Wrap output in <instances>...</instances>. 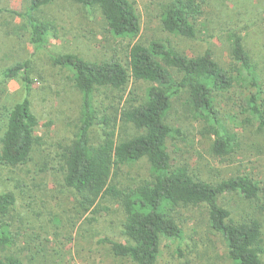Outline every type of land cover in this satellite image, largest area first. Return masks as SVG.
I'll list each match as a JSON object with an SVG mask.
<instances>
[{"label": "rangeland", "instance_id": "1", "mask_svg": "<svg viewBox=\"0 0 264 264\" xmlns=\"http://www.w3.org/2000/svg\"><path fill=\"white\" fill-rule=\"evenodd\" d=\"M130 1L142 24L136 38L115 37L96 8L58 0L34 13L53 26L41 48L31 41L27 18L31 0H6L0 5L20 14H0V138L5 131L8 110L27 95L20 78L9 80L4 73L18 63L30 62L29 97L39 121L36 134L41 139L27 164L17 168L0 164V190L13 191L17 196L15 211L7 220L18 235L17 245L11 252L18 254L23 264H135L128 258L117 257L102 242L107 238L126 242L125 214L121 206L104 199L96 209L84 213L77 206V194L65 186L62 157L77 132L82 97L75 85V72L55 66L52 56L73 53L90 62L120 61L127 66L132 45L141 43L148 47L154 41H161L190 57L210 51L222 67L229 69L233 61L228 32L236 30L242 34L254 61L264 68V0H197L203 7V16L197 25L200 33L195 40L163 29L162 13L174 0ZM171 72L180 78L175 71ZM147 87L146 83L132 81L126 92L107 88L97 91L99 118L109 116L114 121L128 105L127 101L142 96ZM244 95L243 91L234 90L220 98L225 123L241 138V147L236 153L224 157L212 153L214 138L209 126L198 121L190 111L185 95L174 98L167 118L172 127L181 130L180 135L169 140L168 148L174 167L186 166L193 176L203 181L219 183L232 177L249 176L258 182L262 188L258 200L252 202L233 193L224 195L220 204L236 220L257 215L264 223V134L257 135L242 125L245 117L237 114L234 100H230H243ZM121 126L119 121L118 135L141 133L127 126L122 131ZM103 134V125L98 121L92 130V143L99 144ZM149 175L150 164L144 159L122 166L113 180L120 187H135L149 179ZM176 216L183 239L163 238L157 264H232L225 239L211 228L206 206L182 207ZM0 255H3L1 250Z\"/></svg>", "mask_w": 264, "mask_h": 264}, {"label": "trees", "instance_id": "2", "mask_svg": "<svg viewBox=\"0 0 264 264\" xmlns=\"http://www.w3.org/2000/svg\"><path fill=\"white\" fill-rule=\"evenodd\" d=\"M4 1L0 0V5ZM56 1L31 0L27 15L31 41L40 48L45 45L53 26L34 13ZM70 1L98 9L117 38H136L141 33V18L130 0ZM202 8L197 0H174L162 13L163 29L175 36L197 39ZM2 13L20 16L0 6ZM228 39L233 61L229 69L222 67L210 51L190 57L161 41H154L148 47L141 43L132 45L127 66L120 61L90 62L73 53L51 57L55 66L75 72V85L82 97L77 132L62 157L64 183L77 194V206L84 213L96 209L104 199L121 206L125 214L123 236L126 242L108 238L102 241L117 257L128 258L135 264H157L163 238L183 239L177 211L182 207L206 206L211 228L227 243L231 263L264 264L263 221L257 215L236 220L232 212L220 204L224 195L233 193L256 201L262 192L260 184L249 176L232 177L219 183L203 181L193 176L186 166L174 167L168 148L169 140L181 134L167 118L174 98L182 95L198 121L209 126L214 138L212 153L217 157L236 153L241 147L239 134L233 132L223 118L220 98L225 94L234 90L245 93L243 100H230H234L237 114L245 117L242 125L250 127L257 135L264 134V68L254 61L240 32L229 31ZM29 69L30 62H24L4 73L9 80L20 78L27 91L26 97L8 110L5 131L0 138V164L10 168L27 164L41 142L36 134L39 121L29 97L32 86ZM132 81L148 85L143 95L130 98L114 121L109 116L100 119L95 93L102 88L126 92ZM98 121L103 125L104 134L103 140L94 145L91 134ZM119 121L122 131L127 126L141 133L118 135ZM144 159L150 164L149 179L135 187H120L114 183L122 166ZM16 205L17 196L13 191L0 190V250L3 252L0 264H23L18 254L11 252L17 245L18 235L7 220Z\"/></svg>", "mask_w": 264, "mask_h": 264}]
</instances>
